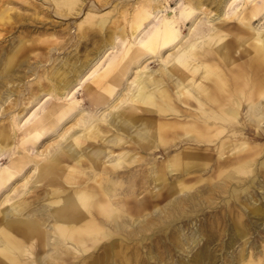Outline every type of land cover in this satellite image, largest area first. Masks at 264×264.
<instances>
[{
	"label": "bare ground",
	"instance_id": "obj_1",
	"mask_svg": "<svg viewBox=\"0 0 264 264\" xmlns=\"http://www.w3.org/2000/svg\"><path fill=\"white\" fill-rule=\"evenodd\" d=\"M162 2L127 1L124 23L91 56L62 59L48 82L13 99L31 110L15 125L10 111L0 123V264H171L163 255L201 237L190 264H209L210 233L168 232L171 219L188 206L202 209L213 192H226L233 205L264 184V147L244 134L250 126L264 133V0ZM9 10H0V24L9 23ZM106 20L87 13L77 34ZM10 51L0 49L4 101L20 93ZM248 212L264 217V203ZM232 230L245 245L239 216ZM237 258L264 264V251L254 256L243 246Z\"/></svg>",
	"mask_w": 264,
	"mask_h": 264
},
{
	"label": "rangeland",
	"instance_id": "obj_2",
	"mask_svg": "<svg viewBox=\"0 0 264 264\" xmlns=\"http://www.w3.org/2000/svg\"><path fill=\"white\" fill-rule=\"evenodd\" d=\"M73 1H75L74 8L71 9L66 6L58 7L53 0H0V10L11 8V10L7 11L9 23L0 24V49L6 45L11 48L10 54H14V61L18 64L15 66V72L13 71L17 75L13 85L15 88L20 89L19 94H11L8 100L4 101L7 95L4 92L7 87L0 88V93L2 94V99L0 100L1 124H7L9 111L10 115L13 116L10 121L13 122V125L20 117L24 119L31 109H29L28 105L27 109H21L24 104L18 106L13 102V99L19 101L18 95L27 97V89L30 86H36L37 81L41 83L48 82L47 72L54 67L60 66L62 59H67L68 62L74 63L76 60H84L91 56V53L100 44L104 35L113 34L114 29L124 23V17L120 12L124 8H131V5L127 4V1L130 2V0H109L106 4L98 2L97 6L91 5L93 0ZM159 1H161L162 7L166 6V2ZM40 3H42V6ZM170 5L175 7L177 2H170ZM77 8H79L78 13H76ZM56 10H65L67 14L61 15ZM87 13L96 16V18L104 16L107 20L102 29L88 24L89 30L86 35L79 37L76 24ZM253 24L255 26L260 25L257 22ZM262 24L264 25L263 22ZM183 33H185V30ZM4 53L6 54V52ZM149 65L155 67L153 63ZM1 68L2 64L0 63ZM77 97L83 99L81 94ZM21 101L24 100L22 99ZM83 106L86 107L84 102ZM3 112L8 113L1 116ZM71 123L72 120H68L64 122L62 127L66 128ZM261 127L264 130V120L261 122ZM250 128L251 130L244 132L247 140L256 149H262L264 147V133L259 130L262 138H255L253 137L254 127L250 126ZM14 131H16V126ZM55 134H59V127ZM53 140V136L43 139L38 149H44ZM160 151L163 153L162 149H159L154 154V157L159 155L161 158ZM263 151L264 149H262L258 157L263 154ZM1 163L6 164L7 160L2 159ZM207 174V171L202 172L204 177ZM191 182L193 181H189V183ZM263 189L264 184H260V186L252 184L241 192L238 200L233 201V205H228L224 202L228 197L226 192H213L211 199L204 200L205 205H203V202L202 209H190L194 207L188 206L185 214H178L174 219H171L168 232L172 231L174 234L180 233L181 235H189L192 231H201L204 234L210 233V236H208V249L213 261L209 264H240L237 255L243 246L247 254L261 255L264 251L262 249L264 244V217L258 218L255 216L254 218L248 210L252 208V205L257 206L264 203ZM143 194H145L144 191L140 195ZM248 195L249 198H247ZM238 216L248 228V241L245 245H243V239H237L232 230L233 220ZM167 224L159 226H167ZM151 232L161 234L157 229ZM204 241L205 237H201L197 244L192 243L190 240L189 245L173 247L169 254L163 256L167 263H171L172 260L171 264H190L194 251ZM148 242L146 241V243ZM152 250L153 253H156L155 248H152ZM150 263L153 264V259L150 260ZM154 263L158 264L156 261Z\"/></svg>",
	"mask_w": 264,
	"mask_h": 264
},
{
	"label": "water",
	"instance_id": "obj_3",
	"mask_svg": "<svg viewBox=\"0 0 264 264\" xmlns=\"http://www.w3.org/2000/svg\"><path fill=\"white\" fill-rule=\"evenodd\" d=\"M253 137L255 138H262L261 132L257 128H253Z\"/></svg>",
	"mask_w": 264,
	"mask_h": 264
}]
</instances>
